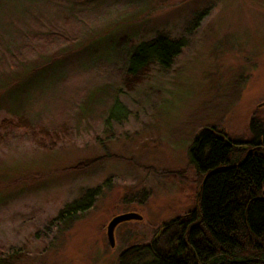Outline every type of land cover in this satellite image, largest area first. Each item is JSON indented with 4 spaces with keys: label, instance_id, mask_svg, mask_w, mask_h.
Instances as JSON below:
<instances>
[{
    "label": "rangeland",
    "instance_id": "rangeland-1",
    "mask_svg": "<svg viewBox=\"0 0 264 264\" xmlns=\"http://www.w3.org/2000/svg\"><path fill=\"white\" fill-rule=\"evenodd\" d=\"M73 1L0 0V264H118L196 209L202 130L264 127V0ZM160 36L181 53L128 82Z\"/></svg>",
    "mask_w": 264,
    "mask_h": 264
},
{
    "label": "trees",
    "instance_id": "trees-1",
    "mask_svg": "<svg viewBox=\"0 0 264 264\" xmlns=\"http://www.w3.org/2000/svg\"><path fill=\"white\" fill-rule=\"evenodd\" d=\"M184 45L161 36L137 45L124 76L138 82L152 64L170 67ZM189 159L201 177L196 209L164 223L149 244L125 249L118 264H264V127L252 125L246 142L204 129ZM96 195L60 217L89 209Z\"/></svg>",
    "mask_w": 264,
    "mask_h": 264
},
{
    "label": "water",
    "instance_id": "water-1",
    "mask_svg": "<svg viewBox=\"0 0 264 264\" xmlns=\"http://www.w3.org/2000/svg\"><path fill=\"white\" fill-rule=\"evenodd\" d=\"M139 220H141L140 216L133 214V213L123 214V215H120V216L113 218L106 228V235H107V239H108V243H109L110 247L113 248L115 245L114 232H115V229L120 224L125 223V222H129V221H139Z\"/></svg>",
    "mask_w": 264,
    "mask_h": 264
}]
</instances>
